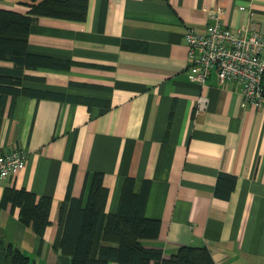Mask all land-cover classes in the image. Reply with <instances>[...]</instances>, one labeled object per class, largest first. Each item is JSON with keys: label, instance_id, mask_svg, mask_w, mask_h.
Here are the masks:
<instances>
[{"label": "crops", "instance_id": "crops-1", "mask_svg": "<svg viewBox=\"0 0 264 264\" xmlns=\"http://www.w3.org/2000/svg\"><path fill=\"white\" fill-rule=\"evenodd\" d=\"M80 1L83 19L43 16L29 28L28 52L69 65L25 69L22 86L64 97L9 98L0 117V155L25 156L24 168L0 178V203L7 186L51 196L52 224L40 239L0 206V234L35 264H68L57 251L68 184L79 196L90 174L103 173L114 213L131 175L135 193L149 181L145 216L160 220L146 247L168 257L205 246L215 264H264V109L244 105L241 84L214 71L202 86L190 81L184 39L217 8L222 26L261 31L264 0ZM26 3L0 8L25 13ZM199 96L206 106L196 112ZM220 173L235 177L226 198L215 193Z\"/></svg>", "mask_w": 264, "mask_h": 264}, {"label": "trees", "instance_id": "trees-1", "mask_svg": "<svg viewBox=\"0 0 264 264\" xmlns=\"http://www.w3.org/2000/svg\"><path fill=\"white\" fill-rule=\"evenodd\" d=\"M30 0L26 12L0 8V117L7 99L21 95L56 97L64 95L43 93L22 86L31 78L25 69L38 67L65 68L66 60L30 53L27 50L30 25L39 17L83 19L86 3L80 0ZM11 111L12 106L9 108ZM103 173L93 172L79 196L70 193L67 186L64 200L58 206L57 223L61 235L57 251L68 256V264H215L209 250L203 247L181 246L165 257L159 247H146L145 241L156 240L160 233V220L145 216L149 181L144 180L140 192L133 191L134 177L124 178L117 209L106 211L109 189L103 184ZM235 184V177L220 173L215 193L228 197ZM222 187V188H221ZM0 206L16 212L18 221L40 239L52 224L51 196L36 195L26 188H4ZM0 264H35L12 241L0 234Z\"/></svg>", "mask_w": 264, "mask_h": 264}, {"label": "built area", "instance_id": "built-area-1", "mask_svg": "<svg viewBox=\"0 0 264 264\" xmlns=\"http://www.w3.org/2000/svg\"><path fill=\"white\" fill-rule=\"evenodd\" d=\"M222 9L210 13L212 23L203 29L188 27L184 33L188 78L202 86L214 71L220 82L235 80L241 84L242 103L264 109V26L227 28L221 25ZM206 98L199 96L196 112L205 109ZM24 153L14 150L0 155V178L24 168Z\"/></svg>", "mask_w": 264, "mask_h": 264}, {"label": "rangeland", "instance_id": "rangeland-1", "mask_svg": "<svg viewBox=\"0 0 264 264\" xmlns=\"http://www.w3.org/2000/svg\"><path fill=\"white\" fill-rule=\"evenodd\" d=\"M7 178V177H6ZM3 179H5V178H3Z\"/></svg>", "mask_w": 264, "mask_h": 264}]
</instances>
